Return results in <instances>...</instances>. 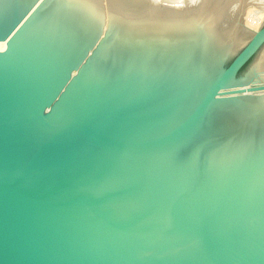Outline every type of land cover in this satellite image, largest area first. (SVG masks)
Listing matches in <instances>:
<instances>
[{
    "label": "water",
    "instance_id": "1",
    "mask_svg": "<svg viewBox=\"0 0 264 264\" xmlns=\"http://www.w3.org/2000/svg\"><path fill=\"white\" fill-rule=\"evenodd\" d=\"M227 4L0 0V264H264V24Z\"/></svg>",
    "mask_w": 264,
    "mask_h": 264
},
{
    "label": "bare ground",
    "instance_id": "2",
    "mask_svg": "<svg viewBox=\"0 0 264 264\" xmlns=\"http://www.w3.org/2000/svg\"><path fill=\"white\" fill-rule=\"evenodd\" d=\"M155 1H158V0H155ZM160 1L173 3V5L181 6V8H182L184 5L187 7L188 3H201V2L208 1V0H160ZM160 1H158V2H160ZM219 1H223V2L228 3L227 7H226V11L224 12V14L220 20V21H222V24H224L225 26L227 25V27H228L232 24V16L237 13L238 9H240V8L237 9V7H238L237 4H234V3H237V1H239V0H236V1L235 0H219ZM241 4H240L241 8L246 6V3L244 4V6L242 5L243 7L241 6ZM252 5H249L246 11L242 10L243 12H246L245 18L243 17L244 16L243 12L238 11V13L239 12H242V13L241 14L239 13V15H237L236 19L233 21L237 26H239V33H241L245 36H250V35H252V33L254 31L258 30L260 25H261V19H264V7L262 10H260L261 8L258 9V8H255L256 6L254 7ZM228 18H230V19H228ZM7 42H8V40L0 41V51L6 49Z\"/></svg>",
    "mask_w": 264,
    "mask_h": 264
},
{
    "label": "rangeland",
    "instance_id": "3",
    "mask_svg": "<svg viewBox=\"0 0 264 264\" xmlns=\"http://www.w3.org/2000/svg\"><path fill=\"white\" fill-rule=\"evenodd\" d=\"M158 1H160V0H158ZM235 1H236V0H235ZM235 1H234V2H235ZM244 1H245V2H244ZM234 2H233V3H234ZM243 2H244V3H243ZM241 3H242V4H241ZM245 3H246V6L243 7ZM172 4H173V3H172ZM174 4H175V3H174ZM234 4H237V6H238L237 9L240 8V9L237 10V13H238V11H242V10H243V11H246L247 8H248V6H249V5H252V4H253L252 6H254V7L256 6L255 8H258V9L261 8L260 10H262L263 7H264V0H239V1H237V3H234ZM240 4H241V6L243 5V6H242L243 8L240 7ZM244 9H245V10H244ZM243 11H242V12H243ZM242 12H239V13L241 14ZM237 13H236L235 15L232 16V24L234 23L233 21L236 19L237 15H239V13H238V14H237ZM245 13H246V12H243V14H244L243 17H244V18H245ZM243 14H242V15H243ZM243 17H242V18H243ZM228 19H230V18H228ZM262 22H263V23H262ZM263 24H264V19H261V25H260V27H261ZM260 27H259V28H260Z\"/></svg>",
    "mask_w": 264,
    "mask_h": 264
}]
</instances>
